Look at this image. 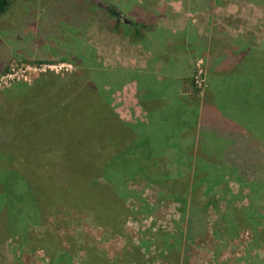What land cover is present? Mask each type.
<instances>
[{"label":"trees","instance_id":"obj_1","mask_svg":"<svg viewBox=\"0 0 264 264\" xmlns=\"http://www.w3.org/2000/svg\"><path fill=\"white\" fill-rule=\"evenodd\" d=\"M12 1L0 0V14ZM87 1L116 19V31L128 27L132 40L145 27L136 22L125 24L122 12L111 3ZM209 46L214 47V42ZM85 48L88 58L78 63L69 61L81 73L61 76L42 72L30 82L14 81L10 89L0 91V101L8 99L7 105L0 104V119L9 131L6 141L0 142L6 145L0 147L4 152L0 172L2 165L5 171L4 181L0 180L1 237L20 246L39 248L49 264H67V251L50 246L58 242L57 237L47 229L32 237L33 233L22 226L44 223L50 214L86 211L97 227L109 228L134 247L124 225L129 219L137 220L139 214L153 217L154 212L147 207L150 204L137 206L132 202L134 209L127 205L132 201L126 191L128 185L149 191L143 198L164 204L161 207L165 210L168 203L179 204L184 228H175L173 236L166 231L157 233L152 262L187 264L189 241L208 233L217 240L211 254L217 259L227 249L225 245L235 242L243 231L250 236L245 255L238 262L264 264L256 255L250 259L252 247H264V76L262 81L256 80L264 73V53L257 59L256 69L246 66L252 63L249 54L238 71L231 73L222 67L226 73L221 75L220 67L232 61L235 64L239 57L219 64V53L213 51V76L225 77L217 84L221 94L216 84L210 87L208 63L196 58L191 83L205 97L196 129L197 145L191 148L193 152L172 155L163 152L164 139L157 133L137 136L114 109V90L124 80H134L135 72L106 67L88 41ZM197 63L204 80L201 88L195 84ZM230 180L238 184L239 193L231 190ZM241 196L248 203L235 205L234 200ZM216 197L225 200L223 209L210 205ZM210 206L216 213L212 221ZM138 248L142 249L140 245ZM86 252L89 264H105L102 261L107 257L102 250L96 255L92 249Z\"/></svg>","mask_w":264,"mask_h":264},{"label":"rangeland","instance_id":"obj_2","mask_svg":"<svg viewBox=\"0 0 264 264\" xmlns=\"http://www.w3.org/2000/svg\"><path fill=\"white\" fill-rule=\"evenodd\" d=\"M100 1L103 4L115 3L118 6L123 4L122 0ZM187 3L214 7L215 10L210 16L214 19V23L220 26L223 24V19H227V15L233 13L230 10H225V7H232L231 9L241 11L238 17L246 22V26L240 28L242 34L253 33L258 40L264 37V0H187ZM98 8L96 4L91 5L87 0H13L0 14V90L10 89L11 83L14 81L30 82L34 76L42 72H53L61 76L67 73H81L69 61L75 60L78 63L89 57L88 50L85 48L88 41L87 35L89 36L91 32L92 35L98 33L94 30L96 27H93V20L97 21L99 14L105 18L102 14L105 12ZM250 9H252L251 12L255 11L257 14L255 22L249 14ZM122 14L124 17L125 15L132 17L133 13L122 9ZM109 19L113 25L114 18ZM236 22L233 19L227 26L233 27V23ZM259 45L256 50H264V43ZM98 54L102 62V52ZM253 56L252 53L251 65L256 69L259 65L257 59L262 56V53L257 51ZM82 67H86V65H82ZM261 67H264V58L261 61ZM262 75L264 76V73L257 75L256 80L262 81ZM202 86L197 84L198 88ZM7 103L8 99L6 98L4 104L7 105ZM118 111L121 113V107L118 108ZM104 118L103 116V127H105ZM112 130L117 132V127L113 126ZM2 156L4 154L0 153V157ZM1 162L2 158H0ZM1 168L2 178L0 177V180L4 181V165ZM230 188L233 192L239 193L238 184L233 180H230ZM126 189L130 195L129 199L132 200L127 204L129 207L134 209L132 202H135L134 205L137 206L141 203H144L143 206L150 204L147 207L152 208V213L154 212L153 217L139 214L137 220L129 219L124 225V233L130 236V242L134 247L127 243L123 236L112 234L109 228L97 227L91 214L86 211L72 215L50 214L47 215L44 223L36 224L31 228L29 225L26 227V224H23L22 228H28L33 233L32 237L47 229L49 233L57 237L58 241L56 244L55 241L51 242L50 246L53 249L59 246L57 248L59 252L67 251V255L70 256L67 264H89L87 249H92L93 252L96 250L94 255L97 254V251L102 250L107 259L99 260L105 264H161L159 261L152 262L151 258L154 257L157 250V247L154 246L156 237H158L157 233L166 231L170 236H173L171 232H174L175 228L181 230L184 228L185 224L181 220V213L178 209L179 204L168 203L165 210L161 207L164 204L157 205L156 202H147L143 198L149 191L142 192L137 187L128 185ZM233 203L239 206L246 205L248 199L241 196ZM214 204L223 209L226 202L224 199L216 197L210 201V205L215 206ZM208 209L211 214L210 221L216 219L215 209L212 206ZM0 229H3L1 223ZM202 234L204 235V233ZM1 235L3 234L0 233V264H49L48 257L39 248H29L28 245L20 246L17 242L2 238ZM249 236L250 234L240 231L235 242L230 243L235 246L225 245L227 249L216 259L211 254L217 240L210 233L205 234L194 241H189V250L185 252L187 256L185 260L187 264H221L224 261L226 264H255L249 263L247 260L245 262L237 260L245 255V246ZM139 245L141 250L138 248ZM61 246L65 249H62ZM142 252L146 255L145 258H142ZM250 254V259L256 255L258 259L264 261V247H252ZM136 257L137 260H135ZM91 259L93 260V257Z\"/></svg>","mask_w":264,"mask_h":264},{"label":"crops","instance_id":"obj_3","mask_svg":"<svg viewBox=\"0 0 264 264\" xmlns=\"http://www.w3.org/2000/svg\"><path fill=\"white\" fill-rule=\"evenodd\" d=\"M122 1L119 6L111 4L121 12L124 9L133 13L132 17L125 15L124 20L127 21L124 23L136 22L145 26L134 40L127 33L128 27L123 26L116 31V19L102 8L98 9L105 12H102L105 18L99 14V19L93 20L94 30L98 33L87 35L89 45L97 54L102 52L104 66L135 72L134 80L128 78L114 90L111 96L114 109L121 121L129 125L137 136L157 133L159 138L164 139V153L193 152L191 148L197 145L196 129L205 99L191 83L194 61L202 57L208 63V79L212 87L225 79L219 74L213 76L212 59L216 58L211 56L213 51L219 53L216 59L219 64L229 57H239L235 59V64L232 61L229 66L220 67L221 75L226 73L222 67L234 73L243 66L249 54L255 56L257 51L264 53L263 49L256 50L260 43H264V37L258 40L253 33L242 34L240 28L246 26V22L238 17L241 11L232 7H225L233 13L223 19L221 27L210 16L215 10L212 6L191 5L187 0ZM251 10L249 14L255 22L257 14ZM111 17L114 18L113 25ZM233 19L237 22L229 28L227 24ZM211 42H214L212 48L209 46ZM246 66L253 67L251 64ZM216 88L221 94V87L217 85ZM5 99L2 98L0 104H4ZM120 107L121 113L118 111ZM8 132L0 119V142L6 141ZM4 146L0 144V147ZM0 153L4 154L1 150Z\"/></svg>","mask_w":264,"mask_h":264},{"label":"built area","instance_id":"obj_4","mask_svg":"<svg viewBox=\"0 0 264 264\" xmlns=\"http://www.w3.org/2000/svg\"><path fill=\"white\" fill-rule=\"evenodd\" d=\"M198 63H200V62H198ZM198 63H197V71L198 72H197V75L195 77V84L196 85L198 84V86H202L204 84V80H203L202 75H201L202 69H201L200 65H198Z\"/></svg>","mask_w":264,"mask_h":264},{"label":"water","instance_id":"obj_5","mask_svg":"<svg viewBox=\"0 0 264 264\" xmlns=\"http://www.w3.org/2000/svg\"><path fill=\"white\" fill-rule=\"evenodd\" d=\"M124 21H127V20H124Z\"/></svg>","mask_w":264,"mask_h":264}]
</instances>
